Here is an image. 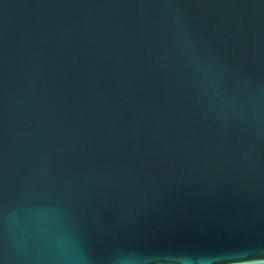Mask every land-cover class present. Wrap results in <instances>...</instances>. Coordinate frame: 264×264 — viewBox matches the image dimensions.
I'll return each mask as SVG.
<instances>
[{"label":"water","instance_id":"95a60500","mask_svg":"<svg viewBox=\"0 0 264 264\" xmlns=\"http://www.w3.org/2000/svg\"><path fill=\"white\" fill-rule=\"evenodd\" d=\"M0 264H264V0H0Z\"/></svg>","mask_w":264,"mask_h":264}]
</instances>
